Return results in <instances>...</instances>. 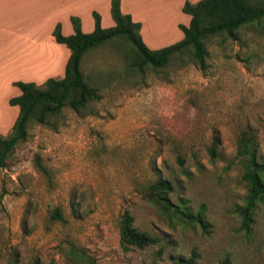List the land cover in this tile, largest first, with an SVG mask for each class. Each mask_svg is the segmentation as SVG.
Listing matches in <instances>:
<instances>
[{"label":"rangeland","instance_id":"1","mask_svg":"<svg viewBox=\"0 0 264 264\" xmlns=\"http://www.w3.org/2000/svg\"><path fill=\"white\" fill-rule=\"evenodd\" d=\"M186 1L200 0H124L122 9L141 22L145 43L161 49L184 37ZM84 9H91L87 33L95 28L93 12L103 27L115 25L107 0ZM238 34L206 40L204 69L189 51L162 68L131 67L136 53L121 37L88 50L82 69L101 98L83 112L66 106L48 123L32 121L28 137L0 166V264H174L194 250L197 264H264V204L250 237L235 212L247 195L237 159L243 131H252L264 159V22ZM13 88L6 93L11 98L21 94ZM11 106L0 109L4 136L20 111ZM215 137L220 144L212 159ZM160 177L172 183V201L201 212L209 230L169 220L144 198ZM125 212L160 243L124 250Z\"/></svg>","mask_w":264,"mask_h":264},{"label":"trees","instance_id":"2","mask_svg":"<svg viewBox=\"0 0 264 264\" xmlns=\"http://www.w3.org/2000/svg\"><path fill=\"white\" fill-rule=\"evenodd\" d=\"M183 11L191 16L189 25H180L184 33L182 40L161 49H151L141 35V22L134 21L131 14L121 9V0H111V14L115 25L105 28L101 24L98 12H93L95 28L92 32L82 30L81 19L72 17L74 33L65 35L60 24L54 29L57 42L65 44L71 55L62 78H49L42 86L34 82H16L21 94L10 99V104L19 106V115L12 131L4 136L0 134V166H4L16 145L28 137V127L32 121L45 124L58 115L64 107L69 106L76 112H83L93 100L101 95L96 87L91 86L81 67V62L88 50L111 39L121 37L130 42L136 56L130 60V66L143 69L150 65L162 68L175 55L189 51L201 68H206L208 50L206 40L212 36L225 34L236 40L242 27L261 26L264 22V0H200L197 3L186 1ZM220 140L215 137L213 145L208 147L212 159L218 157ZM237 159L244 167L243 181L247 195L243 205L235 212L241 220L240 231L251 236L256 222V211L264 204V159L258 157V142L251 130L241 133L237 145ZM179 164L184 159L178 157ZM44 172H48L40 162ZM172 183L165 178L151 182L143 191L149 201L161 215L169 220L177 219L187 224H199L207 231L209 224L201 212L192 214L185 207L172 201ZM56 218L62 219L60 208L55 210ZM120 244L124 250L132 248L145 249L160 243L161 239L135 226L134 216L125 212L119 225ZM199 254L193 251L188 259L180 258L174 264H197Z\"/></svg>","mask_w":264,"mask_h":264},{"label":"crops","instance_id":"3","mask_svg":"<svg viewBox=\"0 0 264 264\" xmlns=\"http://www.w3.org/2000/svg\"><path fill=\"white\" fill-rule=\"evenodd\" d=\"M90 3L92 0H0V109L12 107L8 104L12 94L6 93H12L16 82L41 84L45 79L64 77L71 51L57 42L54 29L60 24L63 34L74 33L72 17L77 16L86 32L91 9L84 8Z\"/></svg>","mask_w":264,"mask_h":264}]
</instances>
